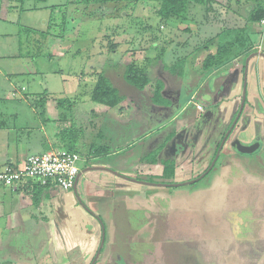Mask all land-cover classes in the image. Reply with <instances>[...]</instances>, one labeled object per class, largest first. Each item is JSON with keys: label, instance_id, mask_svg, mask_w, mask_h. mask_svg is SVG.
<instances>
[{"label": "crops", "instance_id": "0c3cea01", "mask_svg": "<svg viewBox=\"0 0 264 264\" xmlns=\"http://www.w3.org/2000/svg\"><path fill=\"white\" fill-rule=\"evenodd\" d=\"M217 1L224 6L219 11L220 16L218 18L210 16L208 20L203 18L204 26L213 27L216 25L221 27L224 22L240 26L243 24L247 13L249 14L255 8L254 12L264 7V0ZM3 19L0 17V22L8 23ZM252 34L258 35L259 29L257 28L256 32L253 31L251 36ZM12 35L11 31L0 29L1 44L12 45ZM15 49L16 47L13 48V53L10 55L0 52V60L19 59L20 56L15 53ZM201 53L199 51L198 54ZM209 53L213 54L214 51ZM253 53L264 54L263 50L256 47L255 50L253 49ZM199 55H197L199 58L196 59V62L194 61V64L197 65V71L201 68L199 72H202L203 66L199 61ZM179 59L187 61L188 56H181ZM239 61L240 58L235 59L225 66V68L231 67L230 70L233 69L234 73L228 76L230 82L228 90L224 93L219 92L220 89L208 90L197 98L196 109L191 113L185 114L189 102L182 105V102H171L170 99L164 98L167 103H157L173 109V117H168V121L169 123L175 120L177 122L173 129L164 135V138L157 134L164 128L163 123H161L157 129H153L136 139L128 137L125 141L127 148H123L121 144L114 145L113 141L108 136H104L100 129L95 132V135L100 140L99 142L104 144L103 146H100L101 144L96 146L93 135L90 138L93 139L92 142L90 141L92 144L88 141L81 142L77 153L81 158L79 162L85 164L81 167L78 163L80 176L77 179L75 189L65 191L52 184L43 186L38 182H29L27 185L14 190L1 182L4 187L20 194V199L16 203V210L15 207L12 208V205L6 209L0 203V218H4L8 214L6 218L9 219L1 222L0 228L12 229L10 219L20 218V222L28 224L35 230L32 229L31 233L38 234V226L42 224L41 228L46 227L43 233L51 236L50 231L53 232L54 226L50 219L52 216L58 217L60 222L57 226L62 227L59 234L64 239L61 241L58 238L50 237L49 248H46L47 246L43 248L42 257L39 261L41 264H54L55 262L67 264L75 258L80 261V264H88L98 248L102 229L99 222H102L106 231L105 242L111 249L104 254L105 257H100L96 264H120L119 262L123 260V257L112 249L114 223L110 222L116 205L123 204L125 208H132L138 214L142 213L145 218H148L136 229L145 239L138 240L136 243H149L154 240L155 214L160 210V213H165V225L161 235L162 240L159 242L181 248L190 253L192 264H241L242 260H244L243 264H249V261L254 258L253 264H264V246L261 251H257L253 247L256 243L264 244V194L262 188L258 186L261 185L258 183L259 181H262V185H264V175H262L264 173V105L258 108L254 107L256 106L254 103L256 98L264 102V85L262 84L264 66L261 65V61L264 64L263 56L257 54L252 56L248 62L247 79L250 76L251 82L246 85L247 102L245 106L248 102H253L250 105L249 115L245 112L249 106L247 105L243 110V120L239 118L233 128L234 138L226 141L213 168L196 182L182 183L194 180L195 177L204 172L215 154L216 145L220 141L219 137L224 133V131L220 132L221 128L228 124L227 122L239 108L243 91V84L241 83L244 75L242 74L243 69L239 71L236 69ZM251 64L254 68L252 70H250ZM170 69L174 70L175 68L171 66ZM220 70L221 66L206 70L208 73L205 72V74L218 78L220 84L223 83L221 85L225 86L222 89L224 91L229 82H224L227 77L225 78V73L221 74ZM178 73L180 74L181 71ZM0 75L3 77L2 80L10 82V76L13 73L0 69ZM8 84L10 88L0 84V171L5 166L21 164L29 154H41L59 149L65 147L67 142L76 145L78 137H75V134L72 138L70 135L67 136L68 133L70 134V130L66 133L64 128L66 121H63V115L50 114V99L54 98L50 92L44 90L29 98L22 93V88L19 92V89L15 87L16 85L11 82ZM16 93L19 94L20 99L26 102H8V99L17 95ZM42 94L47 95V101L46 111L41 114L33 106L32 99ZM57 98L62 97L58 96ZM130 105L133 106L132 103L123 102L121 108L118 111L115 110L116 115H114L113 110L116 107L109 109L104 114L93 112L92 109L96 106L94 103L90 112L96 114L89 115V117L115 120L116 116L130 115L132 113L129 111ZM157 112L162 115V110ZM177 115H182V117L177 119ZM76 119L77 117L72 115L69 118L70 123ZM89 121L93 122L92 119ZM200 122H203L204 125L197 128ZM207 123L208 128L211 129L208 135L205 132L208 130L206 128ZM234 139L245 145L257 142L259 143L258 149L261 150L257 149L258 151L250 154L239 153L231 145ZM200 140H202L201 147L195 152L194 148ZM137 141H144V145L140 149L137 148L138 150L135 148ZM167 145H172L173 149L169 152L164 151L165 154L163 155V150ZM146 146L148 148H144ZM131 149H133L132 152H130ZM172 154L178 163H180L179 161L187 163L186 167L196 157L197 161L196 167L193 166L188 174L182 172L181 165V178L179 179V173L178 175L175 174L177 182L180 183L179 185H171L172 188L168 194L161 188L163 186L142 184L130 180L132 178L141 181L143 179L138 178L161 174L163 172L161 162L163 159L164 161L169 160V155ZM113 157L115 158L112 159ZM228 162H230L229 168L224 171L223 167L228 166L224 164ZM177 165L179 166V164ZM232 178L235 179V182H232ZM236 188L239 190L238 195H236ZM258 188H261L260 191H257ZM255 190L259 193L252 194ZM160 195L162 197H159L161 200L159 207L155 201V196ZM192 196L200 197L203 211L190 205L189 201ZM221 196L224 197L220 201ZM11 203L14 204L13 201ZM32 206L36 207V211L42 214L40 216L41 222L38 216L29 214ZM103 218L109 222V227L105 226L106 223ZM169 219L171 223L168 221ZM82 235H84L83 238L69 241L71 236L80 237ZM78 246L81 247V250L79 254H76L75 249ZM110 252L113 255L117 254L121 259L115 260V263H109ZM257 253L260 254L255 256ZM30 254L32 260H27L28 263L18 262L17 264H39L36 262L34 249L31 248ZM146 256L147 253L140 255V264H146L144 262V259H147ZM27 259L29 258L27 257ZM25 260L20 259V261Z\"/></svg>", "mask_w": 264, "mask_h": 264}, {"label": "rangeland", "instance_id": "374dc122", "mask_svg": "<svg viewBox=\"0 0 264 264\" xmlns=\"http://www.w3.org/2000/svg\"><path fill=\"white\" fill-rule=\"evenodd\" d=\"M67 1L47 0L44 3H39L36 9H31L35 5L32 1H26L24 4H21L18 0L1 1L2 9L0 10V17L2 19L4 18L3 20L8 21V23L0 22V29L11 31L13 37L11 38L12 45H2L0 42V52L10 55V53H13V48L16 47L15 53L19 54L20 58H11L7 59V61L0 60V69L13 73L10 76V82L16 85L15 87L19 89V92H21L22 88V93L29 98L44 90L54 96V98L50 99V114L63 115V121H66L64 124L66 133L70 130V134L68 133L67 136L70 135L71 138L73 134H75V137L78 136L75 145L77 150L80 149L81 142L84 143L93 140L90 139L92 138L91 135L96 140V146L100 145V140L95 135V132L97 130L99 131V129L104 136H108L113 141L114 145L121 144L123 148H127L125 141L128 137H134L136 139L153 129H157L161 123H163L164 128L157 134L164 138V135L171 131L177 122L176 120L171 123L168 121L169 118L173 117V109L157 104L152 99L158 83L161 82L163 84V89L161 90L163 98L170 99L171 102H182V105L185 102H189L186 106L185 114L188 112L191 113V111L196 109L197 98L208 92V90L220 89L218 91L224 93L230 85L228 76L234 74L233 69L230 70L231 67L225 68L229 64L221 66V74L225 73L224 77H227L224 82H229L227 88L223 91L222 89L225 86L221 85L223 83L220 84L218 78L211 77L210 75L207 76L205 72L208 73V71L204 69H202V72H199L201 68L197 71V65L194 64L196 59L199 58L197 55H199V51L202 52L199 55V61L202 65L203 60L208 55H211L209 52L214 51L215 53L219 41L218 33L223 29L230 27H248L250 34L253 31L256 32L258 28L257 21L253 22L252 17L257 12L264 11V7H262L263 10L258 9L254 12L255 8L249 14L247 13L244 17V25L239 26L224 22L221 27L216 25L209 27L204 26L202 22L206 18L204 17V10L200 9L201 7L196 8L197 11L193 15V21H179L178 19L170 18L163 22L156 15L158 8L156 2L122 4L116 9L112 8L111 4H105L104 7L99 8V4H89L86 6L80 0H69V2H72L70 4H67ZM213 1L214 3L211 11L208 13V17L213 16L218 18L220 16L219 11L224 6L217 0ZM90 12L92 15L88 14ZM251 40L252 42L254 41V50L256 47L264 52V37L262 38L261 33L258 35L252 34ZM193 53L194 55H192ZM181 56H188V60L182 61V59H179ZM142 64L146 65L145 71L150 81L143 90H139L126 81L124 73L129 65L141 67ZM261 65L264 66L263 61H261ZM171 66H174L175 69L171 70ZM243 67L244 60L240 58L238 68L236 69L239 71ZM252 69L254 68L251 64L250 70ZM179 71H181L180 74L178 73ZM99 74H103L110 80L123 99L113 110L115 112L114 115H116L115 110L118 111L123 102L133 104L129 108V111L132 112L130 115L116 116L115 120L89 117V115L96 114L90 112L94 105L90 100V94ZM2 78L0 75V84L3 87L10 88L8 84L10 82L8 80L4 81ZM262 81L264 85V73L262 75ZM250 82L251 77L248 76L247 85ZM58 96L62 97L60 99H69L70 102H57L59 100L57 98ZM36 98L38 96L32 100L34 101ZM8 100V102H26L20 99L19 94ZM27 101L29 102V100ZM248 103L245 106L247 107L249 105L245 111L246 114L249 113L250 105L253 102ZM254 103L256 104L254 107L257 108L264 105V102L259 98H256ZM32 104L35 109H38L36 102H32ZM68 104L69 108L67 107ZM44 106L46 111V102ZM158 110H162V115L157 112ZM72 115L73 117H77V119L70 123L69 118ZM177 116V119L182 117V115ZM243 117L244 113L241 114L240 120ZM88 118L92 119L93 122H90ZM232 118L227 122L228 124L226 126L221 128V133L227 127L229 128L231 126L230 122L234 120ZM63 121L60 122L63 123ZM81 122L82 124H80ZM89 123L93 125L91 126ZM203 125L204 123L200 122L197 128H201ZM208 127L207 123L206 128ZM210 131V128L205 130L206 135ZM234 133L233 130L227 142L231 138H234ZM135 143L137 145L135 147L136 149H140L144 145V141H137ZM201 144L202 140L195 146V152L201 147ZM59 145L61 146L62 144ZM103 145L101 144L100 146ZM144 148H148V146ZM170 148L167 145L163 150V155L164 151L166 149L170 151ZM258 150L260 151L261 149ZM162 156L161 159H163ZM169 157V161L174 170L173 174H170L171 176H164V172H162L159 175L144 176L142 178V181L149 182V184L163 186L161 188L167 194L170 188H172L168 185L180 183L177 182L178 180L175 178V174L178 175L179 173V179L181 178V165L182 172L188 174L193 166L196 167L197 161L196 157L186 167L187 163H182V161L178 163L175 156L169 155ZM213 158L214 156H212L211 161H213ZM163 163L161 162L164 169ZM229 163L224 165H228ZM84 164V162H79V166L81 167ZM209 164L207 165L209 166ZM229 165L223 167L224 171L228 170ZM185 182L187 181L182 183ZM232 182H235L234 178H232ZM258 183L261 184L258 186L262 188V193L264 194L262 181ZM261 188H258L257 191H260ZM238 192L239 190L236 188V195H238ZM258 193L255 190L252 194ZM19 196L20 194L12 192V190L4 187L0 182V203L6 209L12 205V208L15 207L16 210V203L20 199ZM159 197H162V195L155 196V201L157 206L160 207L161 200ZM223 197H220V201ZM185 199L187 198L185 197ZM199 199V196H192L189 202L193 208H199L203 211L202 200ZM124 206L123 204L116 205L115 211L112 213V221L110 222L114 223V228L112 229L114 231L112 234L114 244L112 245V249L123 257V260L119 262L120 264H140V255L146 253L147 259H144L146 264H179L185 261L182 255L184 250L159 242L162 240L161 235L165 225L164 212L160 213V210H158V213L155 214L156 229L153 232L154 240H151L149 243H136L138 240L145 239L136 229L146 222L148 218H145L142 213L138 214L134 209H127ZM29 214L38 216L41 222L40 216L42 214L36 211V207L32 206ZM7 215L4 218H0V224L9 220L6 218ZM149 215L151 217V214ZM103 219L106 223L105 226L109 227V222L106 221V218ZM10 221L12 229L0 228V264H17L18 262L24 263L27 260H32L30 258L32 256L30 254L31 248L35 251L36 262L41 264L39 260L42 257V250L46 246V248H49L50 237L58 238L61 241L64 239L59 234L62 227L57 226L60 222L58 217L52 216L50 219L54 226L53 232L50 231L52 233L51 236L43 233L46 227L41 228L42 224L38 226V234H34L30 232L33 228L24 222H20V218H13ZM168 221L171 223L170 219ZM28 222L31 223V221ZM83 237L84 235L80 237L71 236L69 241L71 242ZM263 246V243L253 245L257 251H261ZM109 249L111 247L105 243L102 256L100 257H103ZM80 250L81 247L78 246L75 249L76 254H79ZM110 254L111 258H113L114 255L112 252ZM259 254L257 253L256 256ZM20 259L26 260L20 261ZM253 260H250L249 264H253ZM243 262L244 260L241 261V264ZM54 264L59 263L55 262ZM67 264H80V261L73 258Z\"/></svg>", "mask_w": 264, "mask_h": 264}, {"label": "trees", "instance_id": "16d2710c", "mask_svg": "<svg viewBox=\"0 0 264 264\" xmlns=\"http://www.w3.org/2000/svg\"><path fill=\"white\" fill-rule=\"evenodd\" d=\"M0 0V7H1ZM21 4H24L26 1L34 2V6L31 9H36L37 5L41 2H46L47 0H18ZM84 5L88 6L89 4H99L102 8L105 4H111L112 8L119 7V5H127V4H136L139 2H156L158 4V8L156 10V15L160 18L161 21L165 22L170 18L178 19L179 21H193V15L197 11V7H201L200 9L204 10L205 20H208V13L211 11L214 1L213 0H80ZM72 2L67 1V4ZM263 10V9H262ZM92 15V13H88ZM264 16V11H259L252 17L253 22L257 21ZM65 21V19H64ZM218 46L217 50L214 54L208 55L203 60V69L211 70L216 67L223 66L234 59L242 58L245 62V59L253 53V42L251 40V34L249 32L248 27H230L223 29L218 33ZM149 61V60H148ZM145 63V62H144ZM146 64V63H145ZM146 65L141 67L129 65L124 73V77L128 83L135 86L139 90H143L144 87L149 83L150 79L145 71ZM244 70V67H243ZM163 89V84L161 82L158 83V86L154 92L152 99L156 103L165 104L167 103L162 94L161 90ZM90 100L96 104V106L92 109L93 112H97L100 114L106 113L109 109L116 107L120 104L123 99L120 96L118 90L112 85L110 80L104 76L103 74H99L96 79V83L91 91ZM47 101V95H40L32 102H36V107L42 114L45 112V102ZM57 102H70L69 99H59ZM247 100L245 101V103ZM69 108V104L67 105ZM245 108V104H244ZM238 112H235L234 117ZM243 113V112H242ZM223 136V135H222ZM221 136V138H222ZM78 137V136H76ZM220 138V141H221ZM220 141L216 145V150L220 144ZM65 149L78 152L74 145L70 143L65 144ZM96 148V147H94ZM102 151V150H99ZM164 165V176H171L174 172L172 168V164L169 160L163 161ZM208 170L206 169L203 174H206ZM171 174V175H170ZM199 177V175H198ZM138 178V179H142ZM151 181L150 179H148Z\"/></svg>", "mask_w": 264, "mask_h": 264}, {"label": "built area", "instance_id": "2783aa9c", "mask_svg": "<svg viewBox=\"0 0 264 264\" xmlns=\"http://www.w3.org/2000/svg\"><path fill=\"white\" fill-rule=\"evenodd\" d=\"M257 25L259 33L264 37V16L258 20ZM80 160L78 153L65 148L29 154L19 165L5 166L0 171V182L14 190L29 182H38L43 186L52 184L62 190H71L80 172Z\"/></svg>", "mask_w": 264, "mask_h": 264}, {"label": "water", "instance_id": "95a60500", "mask_svg": "<svg viewBox=\"0 0 264 264\" xmlns=\"http://www.w3.org/2000/svg\"><path fill=\"white\" fill-rule=\"evenodd\" d=\"M259 55V56H263L264 57V54L263 53H251L246 59H245V62H244V75H243V91H242V96H241V101H240V105H239V108H238V112L236 114V116L234 117V120L232 121L231 123V126L227 129V131L225 132V134L223 135L221 141H220V144L217 148V151H216V154H215V157L212 161V164L211 166L214 165V163L216 162V160L218 159L219 157V154H220V151L222 150L224 144L226 143V141L228 140L229 138V135L232 131V129L234 128V126L236 125L237 121L239 120L240 116H241V113L244 109V104H245V101H246V92H247V89H246V85H247V72H248V62H249V59L252 57V56H255V55ZM233 146V148H235V150H237L239 153H242V154H250L254 151H256L258 149V146H259V143L255 142L253 144H250V145H245V144H242L241 142L235 140L232 142L231 144ZM204 174H202L200 177L198 178H195L194 180H190L188 182H186L187 184L188 183H193V182H196L198 179H200ZM129 179V178H128ZM132 181H135V182H139V183H142V184H149V182H145V181H140V180H136V179H130ZM174 185H179V184H174ZM166 186V185H164ZM75 188V187H74ZM100 220V219H99ZM101 221V220H100ZM101 223V239H100V243H99V246H98V249H97V252L93 258V262L92 264H94V262L97 260V258L99 257V254H100V251H101V248L103 247L104 245V242H105V227L104 225Z\"/></svg>", "mask_w": 264, "mask_h": 264}, {"label": "flooded vegetation", "instance_id": "af4514ba", "mask_svg": "<svg viewBox=\"0 0 264 264\" xmlns=\"http://www.w3.org/2000/svg\"><path fill=\"white\" fill-rule=\"evenodd\" d=\"M244 110V109H243ZM243 112V111H242ZM242 114V113H241ZM233 120V119H232ZM243 120V119H242ZM232 122V121H231ZM231 122H230V124H231ZM227 129H228V127H227ZM227 129L224 131V133L222 134V135H224L225 134V132L227 131ZM233 130V129H232ZM232 132V131H231ZM231 134V133H230ZM223 137V136H222ZM222 139V138H221ZM254 143V142H253ZM168 146H170L171 148H170V150L171 149H173L172 148V145H168ZM165 152H169V150H167L166 149V151ZM165 154V153H164ZM216 154V153H215ZM215 154H214V157H215ZM171 156H173V154L171 155ZM214 159V158H213ZM211 164H212V161H211V163L209 164V166L206 168L208 171H210V169H212L213 168V166H211ZM215 164V163H214ZM205 169V170H206ZM204 170V171H205ZM203 174V172L202 173H200V175H199V177L201 176ZM79 176H80V172H79V175H78V178H79ZM195 178H198V176L197 177H195ZM194 178V179H195ZM199 180V179H198ZM77 183V182H76ZM186 183V182H185ZM177 184V183H176ZM179 184V183H178ZM168 186H171V185H168ZM173 186V185H172ZM100 243V242H99ZM105 243H107V242H104V244ZM99 246V245H98ZM103 247H104V245H103ZM103 247L101 248V251H100V254H99V257L97 258V260L100 258V256H102V251H103ZM98 249V248H97ZM96 252H97V250H96ZM96 252H95V254H96ZM95 254H94V256H95ZM182 255H183V257L185 258V261L184 262H181V263H179V264H192L193 262L191 261V257H192V255L190 254V253H188V252H186L185 250H184V253H182ZM94 256H93V258H94ZM256 256V255H255ZM115 257V258H114ZM114 257L113 258H111L110 259V261H109V263H115V260L117 261V259H121V258H119L118 257V255H115L114 254ZM97 260L94 262V264H96V262H97ZM92 262H93V259L88 263V264H92Z\"/></svg>", "mask_w": 264, "mask_h": 264}, {"label": "clouds", "instance_id": "9594fccd", "mask_svg": "<svg viewBox=\"0 0 264 264\" xmlns=\"http://www.w3.org/2000/svg\"><path fill=\"white\" fill-rule=\"evenodd\" d=\"M80 156V155H79ZM78 179V178H77ZM77 182V181H76ZM75 186H76V184H75ZM73 189H75V188H73ZM72 190V189H71ZM65 191H67V190H65Z\"/></svg>", "mask_w": 264, "mask_h": 264}]
</instances>
